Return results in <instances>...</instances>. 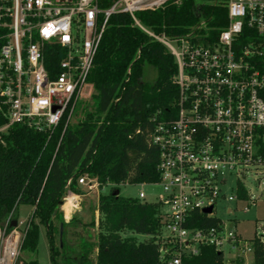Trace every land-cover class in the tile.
<instances>
[{
	"label": "built area",
	"instance_id": "1",
	"mask_svg": "<svg viewBox=\"0 0 264 264\" xmlns=\"http://www.w3.org/2000/svg\"><path fill=\"white\" fill-rule=\"evenodd\" d=\"M169 1L179 0H109L105 7L102 0H0V142L16 124L43 133L70 124L90 87L86 79L108 19L129 15L176 65L174 115L154 120L149 136L158 151L159 180L142 185L160 188L152 202L159 211L160 257L180 264L181 256L196 255L200 246L223 253L245 245L214 217L219 202L244 204L243 211L264 202V0H226L227 25L215 37L200 23L169 38L136 18ZM77 184L98 188L96 179L85 176ZM144 199L140 192L137 200ZM207 208L210 213H202ZM195 213L217 225L187 227ZM13 221L9 216L0 227V264L19 258L25 222L11 227ZM244 250L251 253L250 245Z\"/></svg>",
	"mask_w": 264,
	"mask_h": 264
},
{
	"label": "trees",
	"instance_id": "2",
	"mask_svg": "<svg viewBox=\"0 0 264 264\" xmlns=\"http://www.w3.org/2000/svg\"><path fill=\"white\" fill-rule=\"evenodd\" d=\"M102 2L100 7L109 5V0L106 5ZM136 18L154 34L169 38L183 36L200 23L215 37L227 25L226 0L169 1L158 10L137 13ZM147 69L155 72L150 82L144 80ZM175 73L174 59L164 46L134 27L129 15H111L86 79L93 90L92 107L83 109L76 124L61 123L48 133L16 124L2 137L0 227L9 216L17 221L19 206L31 208L20 252H36L42 226L49 264H167L156 241L158 206L123 198L116 191L120 184L159 180L158 151L149 136L154 120L174 115ZM4 122L0 113V126ZM82 176L96 179L99 190L106 186L109 190L98 197L95 242L84 239L72 252L64 243L65 230L77 223L63 219L61 203L68 191L80 195L77 180ZM194 216L187 227L217 225L200 213ZM126 233L147 238L136 241ZM249 245L252 264H264V242L254 236ZM236 262L242 264L240 259ZM15 264L41 263L17 259ZM180 264H224V258L213 247L200 246L196 255L181 256Z\"/></svg>",
	"mask_w": 264,
	"mask_h": 264
},
{
	"label": "rangeland",
	"instance_id": "3",
	"mask_svg": "<svg viewBox=\"0 0 264 264\" xmlns=\"http://www.w3.org/2000/svg\"><path fill=\"white\" fill-rule=\"evenodd\" d=\"M155 78V72L152 69L145 71L144 80L152 81ZM92 95L93 90L87 87L83 91V95L76 107V110L70 121V125L76 124L80 118H82V111L84 108L90 109L92 107ZM247 182L249 180L247 179ZM80 195H74L71 192H67L61 205V211L63 219L69 221L73 218L77 223L75 227H68L65 230L64 243L71 247L72 252L76 251L82 240H87L90 244L95 242V239L99 233L97 228V222L99 221L100 215L97 210V202L100 194H106L109 190V186H106L101 190L99 188L93 190H86L83 186H79ZM142 192L145 195L144 201L152 203L160 193V188L157 186L148 185H130L120 184L116 193L123 198L137 199L138 194ZM72 194L73 199L76 201L75 207L72 208L69 213L63 208L66 203L64 199L67 194ZM73 204V203H72ZM244 204H235L232 202L221 201L217 204L214 210V217L221 220L225 224L227 230H235L236 234L240 236L241 240L245 243L242 248L234 251L230 248L223 250L224 264H238L236 261L240 259L242 264H252V255L244 250V247H249L250 241L254 236H264V229H259V225H264V202L257 201L253 206L248 207L245 211ZM233 209L234 213L228 215L226 209ZM31 212V208L28 206H19L17 210V223H24ZM69 219V220H68ZM66 221V220H65ZM126 236H133L136 241H143L147 237L144 235H135L126 233ZM247 244V245H246ZM94 254H91V258ZM23 261L37 260L41 264H49V250L48 243L45 237L44 229L42 226L39 227V240L36 252L27 253L20 252L19 258Z\"/></svg>",
	"mask_w": 264,
	"mask_h": 264
},
{
	"label": "bare ground",
	"instance_id": "4",
	"mask_svg": "<svg viewBox=\"0 0 264 264\" xmlns=\"http://www.w3.org/2000/svg\"><path fill=\"white\" fill-rule=\"evenodd\" d=\"M72 203H73V197H70L69 200L63 205V208L66 210V212L69 213V211L75 207L73 206L74 204Z\"/></svg>",
	"mask_w": 264,
	"mask_h": 264
},
{
	"label": "water",
	"instance_id": "5",
	"mask_svg": "<svg viewBox=\"0 0 264 264\" xmlns=\"http://www.w3.org/2000/svg\"><path fill=\"white\" fill-rule=\"evenodd\" d=\"M61 205H62V203H61ZM202 213H204V214H209V213H210V208L203 209ZM15 225H16V221H13V222L11 223V227H14ZM60 233H61V229H60Z\"/></svg>",
	"mask_w": 264,
	"mask_h": 264
},
{
	"label": "crops",
	"instance_id": "6",
	"mask_svg": "<svg viewBox=\"0 0 264 264\" xmlns=\"http://www.w3.org/2000/svg\"><path fill=\"white\" fill-rule=\"evenodd\" d=\"M66 220V222H67V219H65ZM69 220V219H68Z\"/></svg>",
	"mask_w": 264,
	"mask_h": 264
}]
</instances>
